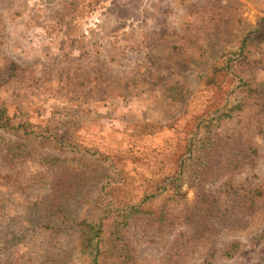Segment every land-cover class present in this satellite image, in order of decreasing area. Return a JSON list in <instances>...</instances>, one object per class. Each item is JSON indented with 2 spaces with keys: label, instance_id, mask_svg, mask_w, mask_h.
Wrapping results in <instances>:
<instances>
[{
  "label": "rangeland",
  "instance_id": "rangeland-1",
  "mask_svg": "<svg viewBox=\"0 0 264 264\" xmlns=\"http://www.w3.org/2000/svg\"><path fill=\"white\" fill-rule=\"evenodd\" d=\"M245 35L236 75L256 91L233 92L221 75L206 87ZM226 95L239 109L212 128L199 174L183 168V197L159 196L146 205L155 214L121 228L126 264H201L234 242L237 256L216 264H264L253 242L264 226V0H0V102L51 131L20 141L34 158L0 151V264H77L75 224L100 186L110 181L120 205L143 199L174 172L195 117ZM66 153L78 162L43 163Z\"/></svg>",
  "mask_w": 264,
  "mask_h": 264
},
{
  "label": "trees",
  "instance_id": "trees-1",
  "mask_svg": "<svg viewBox=\"0 0 264 264\" xmlns=\"http://www.w3.org/2000/svg\"><path fill=\"white\" fill-rule=\"evenodd\" d=\"M247 36L248 35H245L241 39L237 47L229 46L223 55L220 56V63L209 68L202 78L206 87H211L216 84L221 86L223 84L222 81L217 80V77L221 75L224 77L230 76L232 78V91L235 88H241L245 93L247 91H256V89L253 91L248 81L240 79L236 75V68L241 67L242 60L244 61L246 59V57L243 56L245 55V50L248 48ZM228 95L223 99V102L207 106L199 116L195 117L193 125L184 140L183 151L174 161L176 164L174 172L172 175L162 177L159 183L154 184L149 193L144 194L145 196L143 199H140L137 203L120 205L112 194L114 190L110 181L100 186L99 195L96 197L93 202V207L91 208V214L87 219L75 224L78 237L82 239L80 247L77 249V252L75 251L74 253L77 264H106L103 258H105L107 254H109V257L115 256V260L111 262V264H126L130 255L129 253H122L124 250L123 246L119 247V245H117L118 241L121 239L119 237L121 228L125 226L129 220L139 215L155 214V212H151V207H146V205L151 204L152 201L158 199L159 196L165 195L163 197L164 199L162 198L164 203L170 201L174 197H183L184 194L181 192L182 177L184 175L183 168L186 166H191V168L194 167L192 168L193 176L196 177L199 174L200 169H197L198 166L194 165L198 164L199 167H202L204 164L203 149L210 147L213 142V138L211 137L212 128L216 126V122L222 118L231 117V114L239 109L238 102L236 101L237 96L228 100ZM38 128L40 127L31 123L29 119L11 114L8 106L4 102H0V151L5 152L10 159L19 160L18 157L30 156L31 151H16V148L24 147L25 144H22L24 142H36L38 138L45 139L46 136L44 135L46 134L44 132H51L48 127L42 128L44 130ZM2 135L6 137L2 138ZM50 136L55 139L58 146H66L69 150L73 149L72 144L69 146L66 144L72 141L70 138L62 139L54 134ZM10 141L16 142V146H9ZM20 141H22V143ZM66 154L67 157L64 161L60 159H49L48 161H43V163L51 166L60 162H71L74 164L78 162V158L80 157L79 154L75 157L72 155L76 153ZM31 157L34 158L32 155ZM36 158L42 160L40 155H37ZM164 211L166 212L165 208L159 210V215L155 221H161L164 216H166ZM253 242L258 246L264 243V226L261 233L254 237ZM240 246L239 242H234L228 248L226 247L223 252L217 250L208 253L201 264H216L218 259L231 260L237 256L236 252L240 250ZM225 250V254H220L224 253ZM168 252L174 257L177 254V248L171 247ZM85 254L86 257L84 259L83 257ZM117 256L118 261H116Z\"/></svg>",
  "mask_w": 264,
  "mask_h": 264
}]
</instances>
